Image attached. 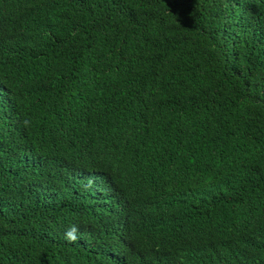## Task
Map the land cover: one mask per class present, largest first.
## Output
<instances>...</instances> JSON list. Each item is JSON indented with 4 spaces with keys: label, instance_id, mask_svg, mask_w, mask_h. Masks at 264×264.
Wrapping results in <instances>:
<instances>
[{
    "label": "trees",
    "instance_id": "16d2710c",
    "mask_svg": "<svg viewBox=\"0 0 264 264\" xmlns=\"http://www.w3.org/2000/svg\"><path fill=\"white\" fill-rule=\"evenodd\" d=\"M0 264H264V0H0Z\"/></svg>",
    "mask_w": 264,
    "mask_h": 264
},
{
    "label": "clouds",
    "instance_id": "9594fccd",
    "mask_svg": "<svg viewBox=\"0 0 264 264\" xmlns=\"http://www.w3.org/2000/svg\"><path fill=\"white\" fill-rule=\"evenodd\" d=\"M23 123L25 126H27L29 121L25 119ZM78 232H79V226L76 224L71 225L68 229L65 230L64 233L65 240H67L68 242L77 241L79 239Z\"/></svg>",
    "mask_w": 264,
    "mask_h": 264
}]
</instances>
